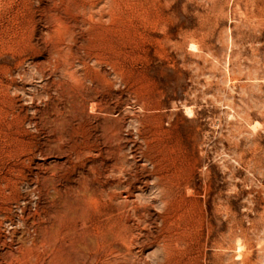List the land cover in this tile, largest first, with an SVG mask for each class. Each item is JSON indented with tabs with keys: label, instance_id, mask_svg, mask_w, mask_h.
Instances as JSON below:
<instances>
[{
	"label": "rangeland",
	"instance_id": "374dc122",
	"mask_svg": "<svg viewBox=\"0 0 264 264\" xmlns=\"http://www.w3.org/2000/svg\"><path fill=\"white\" fill-rule=\"evenodd\" d=\"M0 264H264V0H0Z\"/></svg>",
	"mask_w": 264,
	"mask_h": 264
},
{
	"label": "bare ground",
	"instance_id": "6f19581e",
	"mask_svg": "<svg viewBox=\"0 0 264 264\" xmlns=\"http://www.w3.org/2000/svg\"><path fill=\"white\" fill-rule=\"evenodd\" d=\"M128 248H130V246H129ZM127 260H128V259H127Z\"/></svg>",
	"mask_w": 264,
	"mask_h": 264
}]
</instances>
